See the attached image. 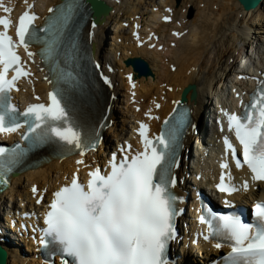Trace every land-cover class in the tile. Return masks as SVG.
<instances>
[{
    "label": "bare ground",
    "instance_id": "obj_1",
    "mask_svg": "<svg viewBox=\"0 0 264 264\" xmlns=\"http://www.w3.org/2000/svg\"><path fill=\"white\" fill-rule=\"evenodd\" d=\"M104 1L111 7L106 19L96 23L94 29L93 23L86 28L88 42L94 46L95 57L102 62V78L96 90L101 92V96L96 101L89 98L80 112V115H86L81 121L84 129L102 125L100 117L102 114L106 116L102 129H108L103 134L101 151L93 152L88 157L53 160L42 168L20 174L12 186L0 195V247L8 253L7 264H42V261L38 255L39 249L35 246L38 243L33 239L29 241L7 234L2 225L4 215L10 220L16 206L23 210L42 211L44 206L36 204L40 196L51 197L54 191L70 182L73 173L85 172L91 163H101L100 160L113 148L115 142L119 145L127 135L130 136V127L133 130L131 138L138 147L139 137L136 132L140 120L151 125L150 138L159 135L163 122L179 104L174 102H181L185 88L190 85L196 87V98H191L190 91L186 105L193 111V119L197 123L201 124L206 114L211 129L208 130L205 124L199 125L202 134L206 135L204 142L198 137L193 140V131H189L186 140L188 151L176 173L175 190L192 199L196 197L200 184H217L220 171L216 124L225 117L221 109L231 113L232 107L239 105L238 101L245 98L239 89L240 81L252 82L262 75L264 1L257 9L250 11H245L237 0H181L179 4L176 0ZM61 2L63 0H3L4 4L12 8L10 17L12 14L15 18L28 10L29 4L34 5L31 11L38 15L37 21L41 25L52 14L48 9H55ZM191 8L195 14L188 20L186 16ZM165 17L170 19L166 21ZM138 43H141V47ZM29 50L35 56L30 59L25 52L24 58L32 66L34 76L21 82V93L17 95L21 103L37 102V97L44 100L52 89L49 75L36 57L37 48L31 47ZM131 58L146 61L152 74L140 77L132 66L126 65ZM104 77L108 78L110 85L104 82ZM148 101L151 103L147 106ZM214 103L221 104L222 108ZM156 115L161 116L160 122L150 118ZM9 137L13 139V136ZM209 145L211 147L207 153L199 155V150H206ZM80 159L84 160L83 165L76 164ZM190 160L194 164L197 160L204 164L196 172V165L188 166ZM241 173L234 170L229 175L233 178L232 185H235L234 181ZM33 186L39 190L37 194L32 193ZM252 194L249 188H241L233 196L219 197L226 203H233L249 199ZM254 195L256 198L259 196L257 193ZM191 209L193 212L194 209ZM194 216L191 214V217ZM193 223L191 221V225ZM191 225L188 224L194 229ZM8 228V231H13L11 225ZM188 233L185 231L184 237L173 245L175 264H194V255L205 264L208 256L193 244L196 234L192 231L190 235ZM204 246L213 258L222 254L215 245Z\"/></svg>",
    "mask_w": 264,
    "mask_h": 264
},
{
    "label": "snow or ice",
    "instance_id": "obj_2",
    "mask_svg": "<svg viewBox=\"0 0 264 264\" xmlns=\"http://www.w3.org/2000/svg\"><path fill=\"white\" fill-rule=\"evenodd\" d=\"M33 7L29 4L28 10L19 16L15 39L9 34L12 20L0 16V133L16 132L27 126L22 138L29 142L30 148L52 143L62 155L75 150L83 157L87 151L96 149L100 132L94 127L84 129L70 116L67 104L62 103L65 89L61 84L70 81L78 84L79 81L60 67L59 60L65 42L70 44L73 58H76L78 47L68 26L83 4L72 0L57 9L49 8L53 15L46 18L42 28L35 26L38 16L31 11ZM0 8L5 13L12 11L2 3ZM169 19L165 17L166 21ZM95 27L93 22L92 28ZM40 32L45 36L41 37ZM34 42L44 46L40 55L51 64L55 86L48 93V105L30 104L20 112L11 103L10 93L19 91L17 82L29 78L31 73L26 70L17 50L22 47L31 59L35 53L29 46ZM96 67L100 65L96 64ZM10 71L14 74L9 79ZM128 79L132 80L131 75ZM104 82L111 84L107 77ZM221 113L227 118L228 130L234 132L241 149L242 160L237 158L236 147L224 137L225 148L231 152L236 167L246 165L253 180L264 181V82L250 103L244 106L242 114L224 109ZM189 115V110L184 109L166 119L162 131L154 138H149L148 126L140 123L141 149L130 154V144L121 147L119 160L113 152L108 164L110 170L93 168L87 174L86 184L73 173L68 184L52 193L44 215L46 227L42 229L40 244L52 254L60 255L61 264H169L167 253L170 241L176 236L175 218L178 215V197L172 191L177 183L173 169L179 166L178 150L190 123ZM25 151L19 145L10 150L0 147V176L11 171ZM76 163L83 165L84 160ZM221 167L228 165L222 163ZM224 180L222 174L216 185L220 192L239 191ZM242 187L247 190L248 183ZM31 191L37 194L39 190L33 186ZM42 199L43 196L36 203ZM206 211L208 216H202L201 222L207 223L213 235L230 242L231 251L224 258L225 264H264V201L253 205L255 224L244 223L236 214L219 215L210 208ZM221 246L220 243L215 245L216 248Z\"/></svg>",
    "mask_w": 264,
    "mask_h": 264
},
{
    "label": "water",
    "instance_id": "obj_3",
    "mask_svg": "<svg viewBox=\"0 0 264 264\" xmlns=\"http://www.w3.org/2000/svg\"><path fill=\"white\" fill-rule=\"evenodd\" d=\"M240 5L244 8L245 11L255 10L257 9L260 4L264 0H237ZM89 2L92 4L93 10H94V16L93 21L95 23H102L106 16L111 11V7L108 6L103 0H89ZM181 0H177V3L179 4ZM126 64L128 66H133L134 70L138 73V75L141 76H150L152 74V71L146 61H144L141 58H131L129 59ZM192 91L191 98L195 100L196 98V87L195 86H188L185 88L183 95H182V102H187V96L189 92ZM7 258L8 253L6 250H4L2 247H0V264H7Z\"/></svg>",
    "mask_w": 264,
    "mask_h": 264
},
{
    "label": "rangeland",
    "instance_id": "obj_4",
    "mask_svg": "<svg viewBox=\"0 0 264 264\" xmlns=\"http://www.w3.org/2000/svg\"><path fill=\"white\" fill-rule=\"evenodd\" d=\"M192 9H193V8H191V10L189 9L190 12H189L188 15L186 16L188 20H189L190 18H193V17H194L195 10H192ZM171 99H172V97H171ZM150 103H151V101H148L146 105L148 106ZM169 104H170V102L167 103V105H169ZM206 119H207V117H206ZM208 119H209V117H208ZM208 119H207V120H208ZM100 151H101V150H100ZM100 151H99V153H100ZM194 256H195V255H194ZM194 256H193V257H194ZM195 257H196V256H195Z\"/></svg>",
    "mask_w": 264,
    "mask_h": 264
}]
</instances>
